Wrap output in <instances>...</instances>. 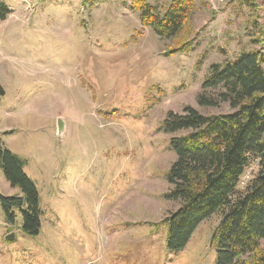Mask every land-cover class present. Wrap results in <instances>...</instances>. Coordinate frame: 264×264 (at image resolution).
I'll return each mask as SVG.
<instances>
[{"label":"rangeland","instance_id":"obj_1","mask_svg":"<svg viewBox=\"0 0 264 264\" xmlns=\"http://www.w3.org/2000/svg\"><path fill=\"white\" fill-rule=\"evenodd\" d=\"M145 1L161 13L172 0ZM2 2L0 139L38 190L41 228L25 234L0 204V264H216L219 214L167 249L164 220L180 203L164 198L175 156L161 127L186 107L231 112L197 98L213 65L264 56V0H196L170 39L143 27L131 0ZM0 196L22 197L1 168Z\"/></svg>","mask_w":264,"mask_h":264},{"label":"trees","instance_id":"obj_2","mask_svg":"<svg viewBox=\"0 0 264 264\" xmlns=\"http://www.w3.org/2000/svg\"><path fill=\"white\" fill-rule=\"evenodd\" d=\"M196 0H172L165 12L145 0H131L140 12V23L159 37L170 39L184 29ZM250 8L248 0H240ZM10 14L0 0V20ZM255 43V42H254ZM264 50V34L258 42ZM264 56L259 50L244 52L224 67L212 66L197 98L200 107L226 104L231 112L204 116L192 107L182 113L168 112L162 131L171 135L175 156L167 174L170 186L164 198L179 202L169 214L167 249H184L195 229L213 215L221 216L214 232L216 264H264ZM207 91L214 92L207 94ZM4 94L0 85V96ZM254 166L246 183L243 177ZM0 168L12 188L22 197L0 196L9 223L17 217L30 236L41 228L39 193L27 177L22 162L5 150L0 139ZM16 210V212L14 211Z\"/></svg>","mask_w":264,"mask_h":264},{"label":"water","instance_id":"obj_3","mask_svg":"<svg viewBox=\"0 0 264 264\" xmlns=\"http://www.w3.org/2000/svg\"><path fill=\"white\" fill-rule=\"evenodd\" d=\"M13 237L12 235L7 236V240H10V238Z\"/></svg>","mask_w":264,"mask_h":264}]
</instances>
